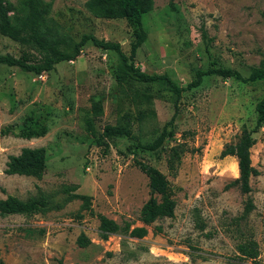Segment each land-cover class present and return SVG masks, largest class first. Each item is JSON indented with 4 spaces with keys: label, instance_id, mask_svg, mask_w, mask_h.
I'll return each mask as SVG.
<instances>
[{
    "label": "rangeland",
    "instance_id": "1",
    "mask_svg": "<svg viewBox=\"0 0 264 264\" xmlns=\"http://www.w3.org/2000/svg\"><path fill=\"white\" fill-rule=\"evenodd\" d=\"M151 1L143 16L147 37L134 59L141 69L187 87L209 66L210 53L244 77L264 58V0ZM35 3L42 9L39 35L60 48L72 50L89 33L131 54L132 29L116 6L104 15L89 0ZM6 6L12 27L26 35L31 0H7ZM0 53L39 55L2 32ZM116 63L114 50L87 40L74 59L41 74L0 64V130L12 127L0 133V198L42 195L49 202L44 212L0 213V258L5 264H264V126L252 134L259 174L249 193L231 185L240 175L237 158L222 155L227 141L255 126L264 80L206 75L200 86L177 95L164 81L119 82ZM173 117L176 134L166 145L183 142L186 148L177 173L170 172L164 151H139V159L168 176L175 215L148 225L142 238L120 231L103 239L97 214L122 226L143 224L139 211L151 188L130 147L152 140ZM107 126L127 128L134 139L103 136ZM42 130V136L23 135ZM100 137L108 150L98 146ZM23 147L46 149L40 175L5 172L9 155ZM74 193L88 194L91 211L82 197H69ZM248 202L252 208L245 213ZM81 232L88 246L78 243ZM249 239L259 247L254 259L238 249Z\"/></svg>",
    "mask_w": 264,
    "mask_h": 264
},
{
    "label": "trees",
    "instance_id": "2",
    "mask_svg": "<svg viewBox=\"0 0 264 264\" xmlns=\"http://www.w3.org/2000/svg\"><path fill=\"white\" fill-rule=\"evenodd\" d=\"M7 0H0V32L9 35L10 37L30 44L39 55L35 59H31L30 54L25 53L21 56H15L12 53H0V64L4 63L11 66H18L19 69L35 74L51 70L54 65L60 61H69L74 59L82 52L83 45L87 40H91L96 46L103 49L114 50L117 53V63L114 70V76L119 82L124 80H135L139 82H167L173 92L180 95L182 91L192 87H198L202 84L206 75L218 74L223 78H235L245 82H255L264 80V58L258 64L250 67V75L244 77L237 70L217 64V59L214 53H210L211 58L209 66L204 70L197 72L194 79L187 87L179 86L171 77L159 73H150L134 62L138 49L145 42L147 33L144 26V12L152 6L151 0H89L90 7L108 15L112 6H116V11L119 15L125 17L132 29L131 54L127 55L119 42H107L97 38L93 34L85 33L79 41H76L72 50H64L56 43H52L41 37L38 33V21L42 14V9L37 6L35 0H31L32 10L28 19V31L26 35H21L19 30L12 27L9 17V9L6 6ZM210 52V50L208 49ZM256 123L255 126L248 129L243 127L240 135L235 141L226 142L222 149L223 156H234L237 158L239 166V177H237L231 185L238 186L243 193H249L252 190L251 178L259 174V170L253 165L252 147L254 145L252 134L264 126V95L258 100L255 107ZM175 117L168 121L152 140L145 143L136 142V146L130 147L132 154L136 155V163L140 169L149 177V185L151 188L150 195L140 208V220L143 223L140 226L132 227V224L125 223L123 226L117 221L105 216L97 214L100 219V235L103 239H108L111 234L120 231L128 232L131 236L142 238L148 234V225L156 220L164 217H173L176 201V190L169 180L168 176L162 172L156 165L148 160L139 159V151H164L167 155L168 168L172 174L177 173L178 165L182 162L183 153L186 151L183 142H176L174 145H166L168 140L174 139L176 131L174 130ZM12 131V127L4 126L0 133L6 134ZM45 130L38 133H23L27 137L42 136ZM124 134L130 139V130L122 126H107L103 136ZM98 146L109 148L108 144L103 140V137L97 139ZM46 149L43 147H23L21 153L10 154L7 161V173H18L26 175H40L46 167ZM80 196L83 198V207L90 210V197L84 193H74L70 198ZM49 207L48 199L45 196H39L29 200H21L17 196L7 194L6 198H0V213H39L44 212ZM252 208V204L248 202L245 205L244 212L248 213ZM91 211V210H90ZM157 231H162L161 227H156ZM78 243L81 245H89L90 238L85 232H81L78 236ZM239 251L244 258H256L259 255V247L254 239H249L244 243L239 244ZM0 264H5L0 258ZM58 264H64L62 260Z\"/></svg>",
    "mask_w": 264,
    "mask_h": 264
}]
</instances>
